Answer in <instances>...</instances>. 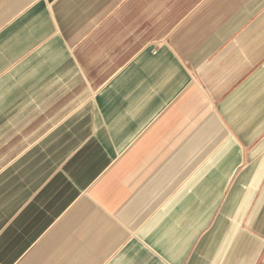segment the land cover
Returning a JSON list of instances; mask_svg holds the SVG:
<instances>
[{
    "label": "crops",
    "instance_id": "1",
    "mask_svg": "<svg viewBox=\"0 0 264 264\" xmlns=\"http://www.w3.org/2000/svg\"><path fill=\"white\" fill-rule=\"evenodd\" d=\"M0 264H264V0H0Z\"/></svg>",
    "mask_w": 264,
    "mask_h": 264
}]
</instances>
